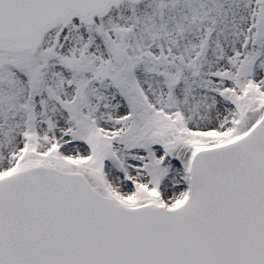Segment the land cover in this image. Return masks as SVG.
Wrapping results in <instances>:
<instances>
[{
	"label": "snow or ice",
	"instance_id": "6c2138e0",
	"mask_svg": "<svg viewBox=\"0 0 264 264\" xmlns=\"http://www.w3.org/2000/svg\"><path fill=\"white\" fill-rule=\"evenodd\" d=\"M0 264H264V0H0Z\"/></svg>",
	"mask_w": 264,
	"mask_h": 264
}]
</instances>
